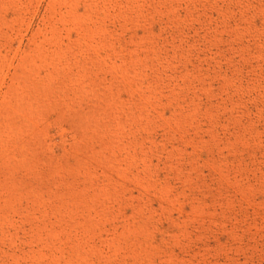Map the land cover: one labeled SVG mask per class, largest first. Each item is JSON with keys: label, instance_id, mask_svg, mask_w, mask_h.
<instances>
[{"label": "rangeland", "instance_id": "obj_1", "mask_svg": "<svg viewBox=\"0 0 264 264\" xmlns=\"http://www.w3.org/2000/svg\"><path fill=\"white\" fill-rule=\"evenodd\" d=\"M0 264H264V0H0Z\"/></svg>", "mask_w": 264, "mask_h": 264}]
</instances>
